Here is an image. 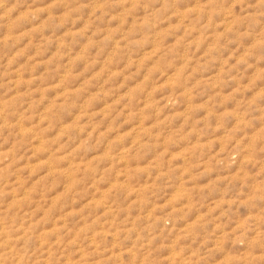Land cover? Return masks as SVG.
<instances>
[{
	"label": "rangeland",
	"instance_id": "1",
	"mask_svg": "<svg viewBox=\"0 0 264 264\" xmlns=\"http://www.w3.org/2000/svg\"><path fill=\"white\" fill-rule=\"evenodd\" d=\"M0 264H264V0H0Z\"/></svg>",
	"mask_w": 264,
	"mask_h": 264
}]
</instances>
